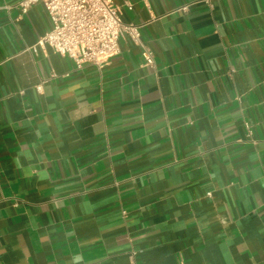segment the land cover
I'll return each mask as SVG.
<instances>
[{
  "label": "crops",
  "instance_id": "crops-1",
  "mask_svg": "<svg viewBox=\"0 0 264 264\" xmlns=\"http://www.w3.org/2000/svg\"><path fill=\"white\" fill-rule=\"evenodd\" d=\"M0 0V264H264V0H114L102 66ZM142 45L155 52L145 66Z\"/></svg>",
  "mask_w": 264,
  "mask_h": 264
},
{
  "label": "built area",
  "instance_id": "built-area-1",
  "mask_svg": "<svg viewBox=\"0 0 264 264\" xmlns=\"http://www.w3.org/2000/svg\"><path fill=\"white\" fill-rule=\"evenodd\" d=\"M41 3L52 26L38 41L55 52L69 57L77 68L85 63L102 66L119 53V41L129 37L140 41V26L123 21L122 12L114 0H20L16 5L22 13ZM145 66H153L155 52L142 45Z\"/></svg>",
  "mask_w": 264,
  "mask_h": 264
}]
</instances>
